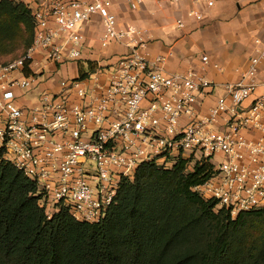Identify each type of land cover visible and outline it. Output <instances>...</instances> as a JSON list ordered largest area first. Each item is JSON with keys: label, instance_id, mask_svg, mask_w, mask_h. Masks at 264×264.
Listing matches in <instances>:
<instances>
[{"label": "built area", "instance_id": "2783aa9c", "mask_svg": "<svg viewBox=\"0 0 264 264\" xmlns=\"http://www.w3.org/2000/svg\"><path fill=\"white\" fill-rule=\"evenodd\" d=\"M16 1L31 10L35 32L25 54L0 63V154L37 184L48 218L66 209L78 221L100 222L142 163L167 168L179 158L213 165L195 190L232 218L264 209V37L240 78L217 84L194 68L165 71L164 56L151 59L143 30L122 27L112 10L132 0ZM187 14L204 18L198 8ZM94 17L102 48L131 39L132 50L74 74ZM176 24L187 26L183 17ZM202 62L225 70L209 55ZM47 82L58 88L39 90ZM33 91L35 102L21 104ZM213 95L215 105L202 112Z\"/></svg>", "mask_w": 264, "mask_h": 264}, {"label": "trees", "instance_id": "16d2710c", "mask_svg": "<svg viewBox=\"0 0 264 264\" xmlns=\"http://www.w3.org/2000/svg\"><path fill=\"white\" fill-rule=\"evenodd\" d=\"M31 10L0 0V63L32 45ZM144 162L100 222L62 209L48 218L37 184L0 154V264H264V209L232 218L195 190L213 173L205 160Z\"/></svg>", "mask_w": 264, "mask_h": 264}, {"label": "crops", "instance_id": "0c3cea01", "mask_svg": "<svg viewBox=\"0 0 264 264\" xmlns=\"http://www.w3.org/2000/svg\"><path fill=\"white\" fill-rule=\"evenodd\" d=\"M208 6L205 0H132L115 3L112 10L122 27L135 26L143 30L150 58L164 56L163 68L167 72L196 69L217 84L236 82L241 71L248 66L249 58L255 52V39L264 37V0H218ZM218 4V5H217ZM191 8H198L204 15L197 22L188 16ZM183 17L187 26L179 28L176 19ZM87 48L84 58L71 70L90 68L93 63L113 61L116 57L132 50L131 39L123 43H112L102 48L99 37L102 24L99 17L87 25ZM209 55L214 62L224 66L217 71L212 64L204 65L202 56ZM261 77H264V64ZM58 88L57 82H47L40 89ZM38 91H33L20 101L32 104ZM207 97L201 104V111L209 109L214 100Z\"/></svg>", "mask_w": 264, "mask_h": 264}, {"label": "rangeland", "instance_id": "374dc122", "mask_svg": "<svg viewBox=\"0 0 264 264\" xmlns=\"http://www.w3.org/2000/svg\"><path fill=\"white\" fill-rule=\"evenodd\" d=\"M214 2L217 3V2H219V1H218V0H214ZM217 5H218V4H217ZM217 92H218L217 94H221V93H222L221 90H219V89H217ZM215 103H216L215 100H212V101L209 103V106L215 105ZM218 160H223V158L220 157V158H218ZM236 216H237V215H236ZM236 216H235V217H236ZM235 217H234V218H235Z\"/></svg>", "mask_w": 264, "mask_h": 264}]
</instances>
